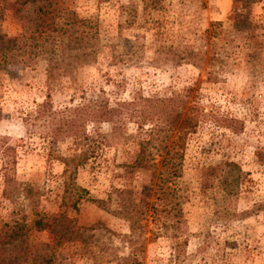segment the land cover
<instances>
[{
    "label": "rangeland",
    "instance_id": "1",
    "mask_svg": "<svg viewBox=\"0 0 264 264\" xmlns=\"http://www.w3.org/2000/svg\"><path fill=\"white\" fill-rule=\"evenodd\" d=\"M163 1L164 12L153 17L164 20L165 34L155 35L138 28L139 18L133 26L123 23L126 15L121 8L132 5L138 12L140 0H66L81 17L96 22L100 43L96 61L76 72L75 83L62 77L47 87L45 64L40 59L0 69V141L12 149L6 167L0 158V219L7 221L15 213L26 222L32 219L29 201L19 197L14 206L1 198L4 172L37 192V211H58L63 181L58 158L74 154L77 148L71 140L48 145L42 137L41 122L29 118L47 94L52 108L61 110L96 96L113 104L130 100L136 92L161 96L193 84L203 115L186 140L176 181L175 187L184 198L182 217L168 234L144 242L138 264H172L174 237L185 240L183 264H264V210L242 218L227 217L229 212L247 211L264 200V0ZM213 22L221 25L209 34ZM19 31L6 13L0 21V32L15 37ZM169 47L193 50L201 56L174 63L164 53ZM210 115L238 121L239 133L216 126ZM93 129L86 127L90 134ZM99 130L107 132L109 126L102 125ZM138 132L133 122L126 121L76 170L74 183L87 195L77 212H66L79 226L100 223L102 227L90 232L92 240L107 244L118 257H125L129 251L120 239L128 234L127 223L89 200L105 199L113 192L119 181L117 175L125 170L122 165L134 157ZM220 160L231 161L239 168L234 195L226 196L214 178L200 187L196 184L206 166ZM147 179L146 173L138 174L135 184L143 185ZM144 223L140 221L139 225ZM34 238L45 241L46 234H34ZM90 251H96L95 246H90ZM64 255L60 264H93L89 253L72 246ZM101 264L125 263L112 259Z\"/></svg>",
    "mask_w": 264,
    "mask_h": 264
},
{
    "label": "trees",
    "instance_id": "2",
    "mask_svg": "<svg viewBox=\"0 0 264 264\" xmlns=\"http://www.w3.org/2000/svg\"><path fill=\"white\" fill-rule=\"evenodd\" d=\"M164 8L163 0H140L138 12L134 6L126 5L121 8L126 15L123 23L133 26L139 18L138 28L151 30L155 35L165 34L164 20L153 17L164 12ZM6 13L20 31L15 37H6L0 32V69L5 70L21 62L32 64L40 59L45 64V82L49 87L62 77L75 83L76 72L96 61L100 46L97 24L68 7L66 0H0V21ZM220 25L219 22L210 23L209 34ZM132 53L136 52L133 50ZM164 53L171 56L174 63L195 57L200 59L201 56L199 52L194 54L193 50L171 47ZM195 99L196 88L189 84L161 96H142L136 92L130 100L113 104L96 96L95 99L54 110L47 94L29 118L41 122L42 137L48 145L71 140L77 152L58 158L63 166V181L60 204L55 213L37 211L34 203L37 192L4 172L1 198L14 206L19 197L29 201L32 219L26 222L25 217L20 218L16 213L7 221L0 219V264H60L66 257L64 251L71 246L89 253L93 264L112 259L138 264L144 242L153 241L162 233L168 234L180 223V207L184 198L175 187L176 181L181 174L186 140L195 132L203 115ZM210 119L216 126L229 129L234 134L240 131L239 122L232 118L210 115ZM126 121L133 122L139 131L134 143V157L129 164L122 165L125 170L117 175L119 181L112 187L113 192L105 199L89 200L97 208L127 223L128 234L120 239L129 251L125 257H118L107 244L92 240L94 237L90 232L102 227L100 223L79 226L75 218L66 216V212H77L80 201L87 195L86 190L74 183L76 170L84 166L106 137L114 136ZM145 124L148 128L143 130ZM102 125L109 126V130L101 132L99 127ZM87 126L94 128L91 134L87 132ZM3 145L0 141V158L6 167L10 163L8 157L12 149ZM142 173H146L148 179L138 186L135 178ZM239 173L236 164L220 160L206 166L196 184L200 187L214 178L221 191L231 196L237 189ZM259 210H264V200L247 211L229 212L227 217L242 218ZM140 221L145 223L139 225ZM38 233L46 234L45 241H35L34 234ZM147 233L149 237L145 238ZM171 244L172 264H183L185 240L174 237ZM90 246H95L96 251H90Z\"/></svg>",
    "mask_w": 264,
    "mask_h": 264
}]
</instances>
